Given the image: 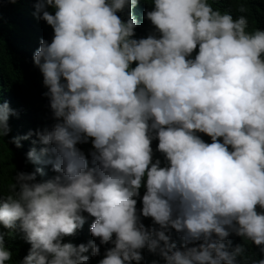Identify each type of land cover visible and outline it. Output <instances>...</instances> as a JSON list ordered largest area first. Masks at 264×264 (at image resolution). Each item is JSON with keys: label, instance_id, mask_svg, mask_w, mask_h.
I'll use <instances>...</instances> for the list:
<instances>
[{"label": "clouds", "instance_id": "obj_1", "mask_svg": "<svg viewBox=\"0 0 264 264\" xmlns=\"http://www.w3.org/2000/svg\"><path fill=\"white\" fill-rule=\"evenodd\" d=\"M142 4L34 5L54 30L51 43L41 40L34 64L60 122L39 133L52 147L27 156L38 164L51 152L61 175L36 183L35 173H17L0 200V225L18 227L31 244L22 264H89L84 253L99 255L95 243H61L83 226L85 212L95 217L92 236L114 245L99 264H140L145 247L159 250L166 264H237L244 248L229 251L230 232L264 252V212L257 211L264 209V30L246 31L248 19H234L224 0L216 10L209 0H154L152 11ZM125 9L126 22L117 15ZM132 13L147 38H133ZM13 114L0 104V136ZM88 138L94 169L76 147ZM13 142L20 147V138ZM145 178L142 215L160 230L146 229L137 214ZM169 228L183 234V250L170 242ZM11 255L0 234V264Z\"/></svg>", "mask_w": 264, "mask_h": 264}, {"label": "trees", "instance_id": "obj_2", "mask_svg": "<svg viewBox=\"0 0 264 264\" xmlns=\"http://www.w3.org/2000/svg\"><path fill=\"white\" fill-rule=\"evenodd\" d=\"M143 2V7L154 10V0H139ZM220 0H209V3L216 10ZM38 0H0V104L7 103L14 112L9 116V132L5 136H0V200L9 193L10 186L15 183L17 173H35L36 183H45L54 180L60 173L54 170L55 156L49 152L41 156V163H33L28 159V152L35 149L39 155L44 148H51L45 145L39 138V133L45 130L51 131L58 121L50 107V97L45 95L49 90L43 83V74L34 64V54L40 47L41 40L51 43L54 37V30L43 19L36 15L34 5ZM224 5L234 8V19L244 15L248 19L246 31L252 33L256 30H264V0H224ZM240 6H244L246 11L241 13ZM54 15L55 9L51 6L47 8ZM127 9L118 12V17L127 20ZM132 15L137 21L134 29V39L147 38L148 33L145 26H140L134 13ZM153 35L157 38L160 33L151 27ZM135 67V62L131 65ZM31 133V135H29ZM205 143H211V138L204 133H197ZM23 137H28L23 139ZM20 138V147L13 142ZM92 139L81 142L76 147L84 154L88 161V167L94 169L98 164L94 162L92 153L96 151L92 145ZM164 157V167L168 162ZM41 172H36V169ZM146 178L142 182L137 200V214L140 222L146 229L160 230V226L154 223L152 217L142 215V198L146 192ZM258 212H264L257 206ZM85 223L73 235L64 236L61 243H71L74 246L89 242L95 243L99 249V255H93L89 248L84 255L88 256L89 264H99L105 258L106 253L114 245L109 242L101 244L100 238L93 237L90 231L95 220L88 213H83ZM0 234H4V243L8 251L11 252V259L6 264H22L24 258L30 253L31 244L24 239V233L17 227L16 229H5L0 225ZM170 242H174L177 248L183 250V234L175 229L169 228L166 231ZM213 234V239H215ZM115 239V234H113ZM203 241H195L189 247H198ZM229 246V251L236 246H242L244 252L237 257V264H254L255 261L264 259V252L261 246L255 245L251 240L245 239L230 232L227 240L224 241ZM163 245V242H161ZM143 259L140 264H166L165 259L160 255L159 250L150 251L147 247L140 250ZM132 264H136L135 261Z\"/></svg>", "mask_w": 264, "mask_h": 264}]
</instances>
